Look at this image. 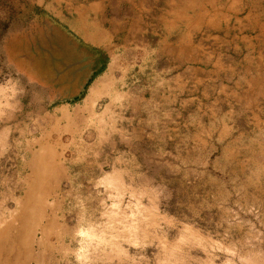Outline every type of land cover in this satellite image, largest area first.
<instances>
[{
    "label": "rangeland",
    "instance_id": "obj_1",
    "mask_svg": "<svg viewBox=\"0 0 264 264\" xmlns=\"http://www.w3.org/2000/svg\"><path fill=\"white\" fill-rule=\"evenodd\" d=\"M152 38L80 65L91 54L58 18L0 0V264H264V58L243 62L252 82H211V109L131 131L124 92L170 73ZM90 62L115 78L76 119ZM30 200L41 211L18 238Z\"/></svg>",
    "mask_w": 264,
    "mask_h": 264
},
{
    "label": "crops",
    "instance_id": "obj_2",
    "mask_svg": "<svg viewBox=\"0 0 264 264\" xmlns=\"http://www.w3.org/2000/svg\"><path fill=\"white\" fill-rule=\"evenodd\" d=\"M27 1L58 18L77 37L81 46L90 52V56L78 61L80 65L92 61V54L98 51H105L110 58L113 50L125 46L116 42L118 38L136 37V34H141L143 38L153 37L143 43L144 49L156 46L151 50L157 51L165 59L166 64L161 68L163 72L167 69L170 73L161 79L157 94L144 91L128 96L124 92L123 97H129L124 106L129 113L128 129L131 131L145 127L154 129V116L158 113L169 117L172 114L187 115L188 118L195 109H211L210 95L204 94L209 91L211 82H221L224 91H227V77L252 82L250 68L242 71L243 62L264 58V0ZM243 7L248 10L241 17L240 8ZM93 66V62L84 65L85 69L90 67L91 81L84 94L81 93L80 101L84 106L71 113L76 119L83 113L92 115L95 100L110 88V82L115 78L110 65L96 76L92 73ZM78 80H74V83ZM236 83L234 87L239 89L240 81ZM80 85L83 89L82 82ZM200 85L201 99L196 97ZM93 88L94 96L87 102ZM219 100L215 99V102ZM58 108L63 110V105L50 108L41 117L49 116L48 113ZM132 124L135 126L132 127ZM189 126H192L190 122L184 123V127ZM31 257L34 258L33 255Z\"/></svg>",
    "mask_w": 264,
    "mask_h": 264
},
{
    "label": "bare ground",
    "instance_id": "obj_3",
    "mask_svg": "<svg viewBox=\"0 0 264 264\" xmlns=\"http://www.w3.org/2000/svg\"><path fill=\"white\" fill-rule=\"evenodd\" d=\"M31 158V157H30ZM43 164V163H42ZM42 166V165H41ZM42 172H45V169H42ZM33 194L34 193H31L29 196H31L32 195V197H33ZM35 196V195H34ZM34 198V197H33ZM33 200V199H32ZM32 200H30V201H28L26 204H25V207H24V209H23V213H22V217L24 216H27L28 218H29V220H30V222H29V224L27 223V224H23L22 226H21V228H20V233H18L17 235H16V237H20L21 236V238H23L24 237V235L25 236H27L29 233H30V231H31V229H32V225L33 224H31V221H35L36 219H37V211H39L40 210V207L39 206H37L36 204H34L33 203V201ZM41 211V210H40ZM33 223H35V222H33ZM17 229H19V228H17ZM6 235V233H4V234H1V236H0V238H3L4 236ZM44 235V234H43ZM54 252V251H53Z\"/></svg>",
    "mask_w": 264,
    "mask_h": 264
}]
</instances>
